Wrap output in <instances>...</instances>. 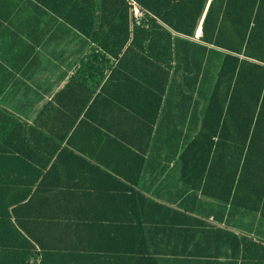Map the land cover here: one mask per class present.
<instances>
[{
	"label": "crops",
	"instance_id": "crops-1",
	"mask_svg": "<svg viewBox=\"0 0 264 264\" xmlns=\"http://www.w3.org/2000/svg\"><path fill=\"white\" fill-rule=\"evenodd\" d=\"M210 1L188 41L202 44ZM147 14L135 0H0V168L19 174L22 159L48 167L62 158L59 170L74 184L60 208L10 219L45 248L29 264H144L130 258L140 255L158 264H240L247 238L264 244L260 210L225 201L223 165L220 189L213 172L206 185L196 162L203 157L183 151L200 127L197 91L186 104L170 95L157 115L143 101L138 81L150 57L127 49ZM125 15L129 40L114 56ZM55 144L72 152L52 153Z\"/></svg>",
	"mask_w": 264,
	"mask_h": 264
},
{
	"label": "trees",
	"instance_id": "trees-1",
	"mask_svg": "<svg viewBox=\"0 0 264 264\" xmlns=\"http://www.w3.org/2000/svg\"><path fill=\"white\" fill-rule=\"evenodd\" d=\"M135 2L148 13L134 27L127 49L150 57L148 77L138 81L143 101L157 115L160 105L169 103L170 95L176 98L175 103L186 104L196 90L204 109L200 127L183 151L203 157L196 162L207 173L206 185L213 172V183L220 189L223 165V184L228 185L225 201L251 212L260 210L264 218V0H211L201 26L202 44L186 38L193 37L207 0ZM121 23L124 31L122 37L117 34L120 42L112 51L114 56L129 40L126 15L118 17ZM137 42L144 46H136ZM46 115L41 113L39 118ZM76 117L77 113L73 119ZM63 137L60 134L59 139ZM23 147L29 151L27 143ZM58 148L55 144L52 153L72 152ZM62 162L56 158L47 167L50 161L39 164L25 158L17 162L19 174L0 168V264H29L37 248L45 250L38 239L22 227L25 233L20 231L10 219L28 209L43 210L50 203L53 209L61 207L62 195L74 185L59 170ZM3 164L0 161V166ZM38 200L40 206H36ZM130 258L134 263L158 264L150 255ZM240 260V264H264V244L247 238Z\"/></svg>",
	"mask_w": 264,
	"mask_h": 264
},
{
	"label": "built area",
	"instance_id": "built-area-1",
	"mask_svg": "<svg viewBox=\"0 0 264 264\" xmlns=\"http://www.w3.org/2000/svg\"><path fill=\"white\" fill-rule=\"evenodd\" d=\"M136 12V17H140L141 15H140V13H138L137 11H135Z\"/></svg>",
	"mask_w": 264,
	"mask_h": 264
}]
</instances>
